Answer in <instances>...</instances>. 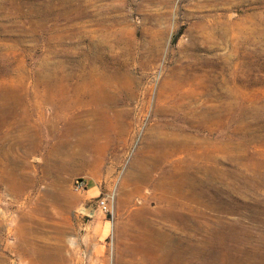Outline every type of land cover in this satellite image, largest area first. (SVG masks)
<instances>
[{"label":"rangeland","instance_id":"374dc122","mask_svg":"<svg viewBox=\"0 0 264 264\" xmlns=\"http://www.w3.org/2000/svg\"><path fill=\"white\" fill-rule=\"evenodd\" d=\"M41 246L264 264V0H0V264Z\"/></svg>","mask_w":264,"mask_h":264},{"label":"bare ground","instance_id":"6f19581e","mask_svg":"<svg viewBox=\"0 0 264 264\" xmlns=\"http://www.w3.org/2000/svg\"><path fill=\"white\" fill-rule=\"evenodd\" d=\"M81 77L78 78V81H77V89L76 90H78V91L80 90V92L82 94H85V95H94L96 93L97 94H101L102 93L104 95H108L107 93L108 92H111V85H109V83H105L106 80H107V79L106 80L104 79L105 77H102V76L97 77V75L96 76L95 75H92V74H90V72H89L88 75H85V77L84 76H83V78H81ZM66 79H68V78H66ZM104 80H105V82H104ZM55 82L56 81H54L53 86H57V84ZM66 87H67V91L66 90H63L61 95L58 93V91L56 89H54V91L56 93V94H54L55 95V99L57 98V101L61 102L62 104H65L69 100L68 99V96H67V93L70 91L69 90L70 88H69V83L68 82L65 85V88ZM107 99H108V97H107ZM165 145H166L165 143H161V142L158 143V144H156V146L159 149H164L165 148ZM59 149H60V151H63L64 152L67 149L66 143H64V146H61ZM145 161L146 160L141 159L140 161L136 160L134 162V166H135L136 163H138V165H140V166L143 167V168H141L142 175H145L146 174L147 162H149L148 160H147V162H145ZM161 241L162 240H160V242H156V249L154 247H152V246L149 245V247L147 248V259L148 260H153V259H156L157 258V259H159V261L162 262V258L163 257L164 258H167L168 257V256H166L167 254L165 252V249L169 250V246H163V243ZM158 249L163 250V252H164L165 255H163V254L162 255H159V253L157 251ZM154 250L156 251L155 253H153ZM172 260L174 261V264H179L180 261H181L179 255L173 256L172 257Z\"/></svg>","mask_w":264,"mask_h":264},{"label":"built area","instance_id":"2783aa9c","mask_svg":"<svg viewBox=\"0 0 264 264\" xmlns=\"http://www.w3.org/2000/svg\"><path fill=\"white\" fill-rule=\"evenodd\" d=\"M76 189L78 191H85L87 189V183L84 179H77L75 182ZM99 208H101L102 211H110L109 205L106 200H99Z\"/></svg>","mask_w":264,"mask_h":264},{"label":"crops","instance_id":"0c3cea01","mask_svg":"<svg viewBox=\"0 0 264 264\" xmlns=\"http://www.w3.org/2000/svg\"><path fill=\"white\" fill-rule=\"evenodd\" d=\"M103 227H106V224L103 225ZM30 250V249H29ZM30 253H34L35 257H32V261H36V262H40L41 264H46L45 262L46 260V256L44 255V251H45V247L41 246L38 249L34 250V248L32 250H30ZM54 264V263H52Z\"/></svg>","mask_w":264,"mask_h":264}]
</instances>
